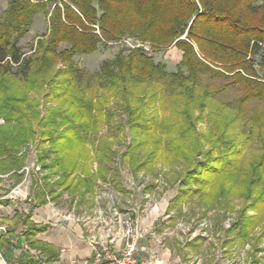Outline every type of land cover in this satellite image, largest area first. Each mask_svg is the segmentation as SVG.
<instances>
[{"label":"trees","instance_id":"trees-1","mask_svg":"<svg viewBox=\"0 0 264 264\" xmlns=\"http://www.w3.org/2000/svg\"><path fill=\"white\" fill-rule=\"evenodd\" d=\"M39 15L48 20V30L26 55L18 42ZM127 39L140 46L131 48ZM145 45L155 53L174 46L181 59L168 71ZM112 47L94 73L75 61ZM59 77L64 79L56 83ZM229 89L240 96L214 107L216 96ZM45 97L54 106L45 108L47 115L40 119ZM111 101L120 107L123 125L114 123L119 113L106 110ZM249 103L260 107L247 114ZM0 120V182L3 176L14 179L11 188L21 182L26 156L21 150L37 136V126L43 140L53 138L38 162L47 173L48 194L57 198L69 192L83 199L96 180L107 182L114 169V143L103 139L92 152L83 144L105 125L113 123L110 132L128 128L133 136L124 156L132 173L149 172L156 162L184 165L177 172L179 189L172 204L200 196L197 203L206 211L219 212L228 207L229 202L221 204L225 198L248 203L224 229L223 245L248 238L254 243L249 264L258 263L257 242L264 240V229L249 238L253 225L246 226L254 216L246 212L264 202V0H6L0 14ZM203 121L208 128L199 133L196 125ZM231 152L236 163L226 158ZM203 153L207 161L195 162ZM90 160L95 173L88 171ZM199 170L207 172V180L199 179ZM192 185L208 186L209 192L192 190ZM9 191L0 196V205ZM44 199L39 192L36 206ZM43 230L30 223L25 234ZM29 245L45 250L38 242ZM46 253L45 264L57 259Z\"/></svg>","mask_w":264,"mask_h":264},{"label":"rangeland","instance_id":"rangeland-1","mask_svg":"<svg viewBox=\"0 0 264 264\" xmlns=\"http://www.w3.org/2000/svg\"><path fill=\"white\" fill-rule=\"evenodd\" d=\"M5 7L6 0H0V14L5 9ZM47 21L48 20L43 15L37 16L29 32L18 42V45L21 47L22 51L26 53V55L30 53L31 47L34 46L36 37L47 33ZM124 43L129 46L131 45V48L139 44L138 42H134L130 39L125 40ZM145 48L149 51L150 55H153L156 61L163 62L166 65L168 71H173L181 59V52L174 46L156 53L151 52L146 45ZM114 50L115 49L113 47L103 50H100L99 48V50L92 55L86 57H76L75 61L81 68L88 71V73H94L98 70L101 61L108 58ZM61 68L62 65L59 63L57 65V70ZM63 79V77H59L54 80L57 83L61 82ZM239 96L240 91L236 89H229L228 91L216 96L213 105L215 107L218 104H230L229 102H232ZM40 101L39 109L41 110V119L47 115L45 108L54 106V104H50L54 102H49L51 100L47 99L46 97L44 99L41 98ZM259 107L260 106L258 103H249L246 107V113L251 114ZM106 110H115L116 114L119 113V115L117 114L118 117H114V123H121L122 125L124 124L125 117L123 114H120L121 110L117 103H113L111 101V103H109V107L106 108ZM165 113H168L167 109ZM197 114L198 111H195L194 115ZM112 124L103 126V128L97 133V136H94V141L88 139L83 144L84 147H87L88 151L92 152L94 151L93 147L95 145H97L103 139H106L114 143L112 149L116 152L113 161L110 163V166L114 169L109 171L110 173L107 175L108 181L103 182L96 180L94 182L92 192L85 194L83 199L80 198V195L75 193V195H71L69 192H65L61 198H57L48 194L49 188L45 185L47 181L45 182L44 180V177L47 173L42 171L40 168L41 163H39L38 160L39 157L45 155L47 151L50 150L52 147L53 138L45 141L41 136H38L40 130L37 129L36 124H34V126H36L35 132L37 133V136L34 137L29 142V144L21 150V153L26 156L24 161H22L23 166L19 172L22 173V180L19 183V188H11L10 185L12 183L15 184L14 179L3 176L0 182V187H2L3 191H0V196L4 195L5 190H10L11 192L9 191V193H11L13 196H20V192L22 191L23 193L21 194L24 195L21 196L22 198L28 196L35 198L39 192H43L45 199H49L52 207L56 208L57 210L59 209V211L61 210L65 212V217L70 215V219H78L79 224L81 223L86 227L89 225L95 228H102V226L105 227L110 219H116V222H119L120 214L129 211L127 210L128 208L135 211L134 213H137L139 216L143 215V212L145 211L144 207H148V203H146L148 200L156 202L160 201V198L168 199L171 206L164 216V226L167 229L168 238H166L171 240V243L174 246H177V243H173V237L179 238L180 241H178V244L183 246V244H185L188 240L190 241V239L202 235L205 237V241L201 242V249H204L205 251L209 250L208 253L211 257H197L200 261L206 260L211 264H246L248 259L250 260V254L252 253L254 247V243L250 242L248 238L242 242L238 240L234 244H228L225 247L226 251H228L226 254H223L221 251L223 250L222 245L224 244L225 237L224 229L228 228L234 221H236L238 212L246 208L248 203L243 201L241 198H235V196H232V198H229V200L225 198L222 200L221 204L224 205L225 202H229L228 207L225 210L224 207L221 206V210L219 212L214 210L206 211L205 207L197 203L200 196H194L191 198V200L176 201L172 204L171 200L177 195L179 189L178 182H176L177 172H182L184 165L178 167L175 165L170 166L168 164H163L162 162H156L151 165L149 172L144 170L136 174L132 173L129 158L128 156H124V154L126 152L127 146L132 141L133 135L132 133H129L128 128L126 127H124V131L118 132L111 130L110 132L109 127H111ZM2 125L3 121L0 120V126ZM207 128L208 126L206 123H204V121L196 125V131L199 133H205ZM116 138L119 140H116ZM138 140L139 137L135 138V141ZM208 149L209 148L207 146L204 147V151L206 150L207 152ZM232 153L233 152L229 153L226 158L231 163H234L236 158ZM214 155H216V153H214ZM50 157L53 159L52 154ZM204 157L205 153H203L202 156L197 157L195 162H200L201 164L205 163L204 161L207 160ZM242 158H244V154H241L239 160L241 161ZM42 163H47V161ZM239 165L240 164H237V166ZM213 166L215 167V165ZM87 168L88 171L90 170L93 173L97 171L95 162L91 160L88 161ZM224 169H226V167ZM199 172L201 173L199 179L207 180V172L205 170H199ZM115 174L118 175L117 181H115L114 184L112 182V178L115 176ZM48 184L49 186H53L57 192L59 191V188L53 185L54 182L52 180H50ZM191 187L192 190L199 187L202 192H209L208 186H203V188H201L200 186L192 185ZM57 192H55V194ZM145 196H148L147 201L144 200ZM143 200L147 206L145 205L143 207ZM32 203H34V201ZM114 209L117 211L118 217L114 216ZM246 214L249 217L254 216L250 225L246 226L249 227L253 225L250 227L252 230L249 236V238L251 237L253 240L255 237L261 235L262 230L264 229V202L257 208V211L246 212ZM126 219H128V217ZM257 248L260 252H257L255 257L260 259L261 264H264L263 239L257 242ZM189 260L194 261L196 259L190 257Z\"/></svg>","mask_w":264,"mask_h":264},{"label":"crops","instance_id":"crops-1","mask_svg":"<svg viewBox=\"0 0 264 264\" xmlns=\"http://www.w3.org/2000/svg\"><path fill=\"white\" fill-rule=\"evenodd\" d=\"M18 188L19 185L13 189ZM21 193L23 192H20V196L8 193L1 198L3 203L0 205V254L6 264H45L49 257L46 253L48 250L57 258L51 264L59 260L89 264L94 246L106 244L114 250H119L126 242L135 245V257L140 264H211L197 258L211 257L209 250L201 249V242L205 241L202 235L188 240L183 246L178 244L180 240L177 237L172 239L177 246L167 239L164 216L170 204L168 199L160 198V201L156 202L149 200L146 202L147 210L144 207L147 204L143 200L145 211L141 216L130 208L120 214V220L128 217L133 223V233L126 238V228L116 222V219H110L102 228L89 225L86 227L75 220L65 219V212L52 207L49 199L46 198L42 205L36 206L34 197L22 198L24 195ZM30 223L37 227L45 226V230L28 237L25 233ZM29 241L43 244L45 250L30 246ZM226 246L222 245L223 254L228 252ZM190 257L196 260L190 261ZM249 263L248 259L246 264ZM256 264H261L260 259Z\"/></svg>","mask_w":264,"mask_h":264},{"label":"built area","instance_id":"built-area-1","mask_svg":"<svg viewBox=\"0 0 264 264\" xmlns=\"http://www.w3.org/2000/svg\"><path fill=\"white\" fill-rule=\"evenodd\" d=\"M131 46V45H130ZM140 46L135 45V47ZM146 49V48H145ZM147 50V49H146ZM144 200H148V196L144 197ZM149 201V200H148ZM114 216L118 217L117 211L114 209ZM65 219H70V215ZM78 222V219H74ZM118 223L122 224L125 230L126 238H129L134 230L133 223L130 219L120 220ZM63 252V251H62ZM136 247L132 242H126L124 247L119 250H114L110 246L103 244L94 246L92 251V259L89 264H140L135 257ZM0 264H6L0 255ZM54 264H78L74 261H56Z\"/></svg>","mask_w":264,"mask_h":264}]
</instances>
